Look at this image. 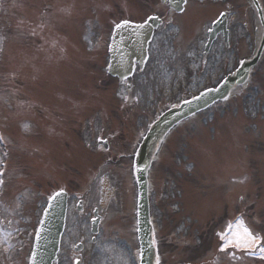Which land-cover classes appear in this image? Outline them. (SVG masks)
Masks as SVG:
<instances>
[{
  "label": "rangeland",
  "instance_id": "374dc122",
  "mask_svg": "<svg viewBox=\"0 0 264 264\" xmlns=\"http://www.w3.org/2000/svg\"><path fill=\"white\" fill-rule=\"evenodd\" d=\"M224 11L230 15V46L219 39L204 55L207 29ZM155 15L168 19L151 44L149 70H157L159 87L144 85L143 75H137L141 103L134 109L123 101V86L104 71L107 41L117 21H145ZM257 29L249 0H189L183 16L169 15L160 0H0V137L5 142L0 143V173L2 161L6 165V183L0 189V248L8 247L9 253L0 254V263L16 259L25 264V240L36 231L55 189L73 192L91 185L96 201L97 183L104 175L110 177V165L102 166L107 159L117 164L114 176L125 173L118 167L121 153L148 116L151 101L174 77V65L183 66L182 71L188 67L193 76L188 92L196 94L206 87L205 80L214 81L240 58L251 56L261 36ZM77 123L82 130L93 124L91 133L74 137ZM100 125L112 137L111 157L87 147ZM176 137L179 143L171 142ZM170 142L174 162L168 158L170 165L161 167L154 186L156 198L164 193L156 210L159 226H164L162 264H264V259L221 251V235L215 234L239 211L243 226L264 239V58L244 93L236 92L229 102L196 118L188 130H177ZM182 144H188L184 155L195 157L191 168L177 163ZM53 149L61 153L56 159ZM175 189L180 195L173 198ZM212 202L216 207L208 214ZM134 206L129 211L116 207L114 229L109 217L96 243L91 248L88 244L85 264H110V245L111 264H134L128 222ZM223 209L226 214H221ZM69 218L59 264H72L69 244L77 236L86 242L90 237L80 231L89 221L85 216L73 213ZM9 220L16 228H4ZM15 245L26 248L15 254Z\"/></svg>",
  "mask_w": 264,
  "mask_h": 264
},
{
  "label": "water",
  "instance_id": "95a60500",
  "mask_svg": "<svg viewBox=\"0 0 264 264\" xmlns=\"http://www.w3.org/2000/svg\"><path fill=\"white\" fill-rule=\"evenodd\" d=\"M172 5L178 10L181 9L183 0H171ZM256 5L258 3L255 0ZM157 20H152L140 27L137 25L128 24L120 28L122 32H128L129 34L135 35L134 42L137 38L142 37L141 43L134 46V49L130 51L128 57V67L129 69H116L113 71L114 75L120 77L126 76L129 73L130 67L133 65L134 61H142L146 57L147 45L152 36V25H156ZM116 48V43L113 44L111 49L114 52ZM250 63H244L242 69L237 76H233L228 79L227 83L223 88V94L219 95L218 98H222L227 95L229 89L236 85V83H241L245 81L248 75ZM216 91H212L206 98L200 100L196 98L190 102L183 104L180 108L168 112L165 116L161 118L159 122L151 129L147 137L145 138L138 155L136 157L135 173L138 182L139 190V204L141 213L144 211L147 203V172L151 162V158L157 149L161 139L168 132V130L173 127L177 122L185 118L188 114L193 113L195 110L199 109L201 106L209 104L215 99ZM55 205L52 204V210L48 213L45 218L44 225L40 230L39 235L36 239L35 250L32 258L34 264H52L56 259V254L59 248V240L64 226L65 218V203L64 197L59 196L54 199ZM51 233V239L49 234ZM33 264V263H32Z\"/></svg>",
  "mask_w": 264,
  "mask_h": 264
},
{
  "label": "snow or ice",
  "instance_id": "6c2138e0",
  "mask_svg": "<svg viewBox=\"0 0 264 264\" xmlns=\"http://www.w3.org/2000/svg\"><path fill=\"white\" fill-rule=\"evenodd\" d=\"M129 24L128 21L122 22V24L117 25V28H122L124 26H127ZM140 27V26H137ZM2 175V173H0ZM3 184V180H0V185ZM62 195V193H56V196ZM52 199H55V197H52ZM242 225V222H239ZM223 238V237H222ZM260 243V237L254 235L247 227H243V233L242 235L237 232L235 239H229L225 242L223 247L221 248V251L225 250L229 246H235L237 248H244V249H253L255 247H258ZM259 251L261 253H264V247L259 248ZM34 264V262H33Z\"/></svg>",
  "mask_w": 264,
  "mask_h": 264
},
{
  "label": "bare ground",
  "instance_id": "6f19581e",
  "mask_svg": "<svg viewBox=\"0 0 264 264\" xmlns=\"http://www.w3.org/2000/svg\"><path fill=\"white\" fill-rule=\"evenodd\" d=\"M241 235H242V232H241ZM235 238H236V233L233 232L232 235H231V237L228 238V240L229 239H235ZM242 249H244V248H242Z\"/></svg>",
  "mask_w": 264,
  "mask_h": 264
},
{
  "label": "flooded vegetation",
  "instance_id": "af4514ba",
  "mask_svg": "<svg viewBox=\"0 0 264 264\" xmlns=\"http://www.w3.org/2000/svg\"><path fill=\"white\" fill-rule=\"evenodd\" d=\"M110 163H112V164H114L115 162L113 161V159L112 158H110ZM87 193V192H86ZM82 201V204H84V201L83 200H81Z\"/></svg>",
  "mask_w": 264,
  "mask_h": 264
}]
</instances>
